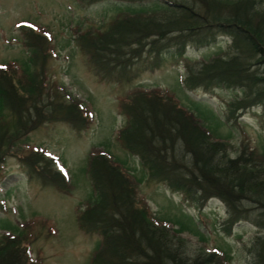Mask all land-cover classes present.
<instances>
[{
  "label": "trees",
  "instance_id": "trees-1",
  "mask_svg": "<svg viewBox=\"0 0 264 264\" xmlns=\"http://www.w3.org/2000/svg\"><path fill=\"white\" fill-rule=\"evenodd\" d=\"M114 1L126 6H117L104 30L80 32L75 39L99 81L128 83L137 75L136 62L150 61L154 69L170 56L184 62L188 90L237 92L226 105V121L235 123L254 108L264 111V0ZM22 33L28 60L0 67V182L5 159L17 157L30 177L67 191L68 179L54 170L53 159L36 151L21 157L12 150L43 123L64 122L80 130L92 122V114L83 102L65 94L67 101L49 81L45 67L51 55L49 39L34 28ZM219 37L229 41L225 51L199 61L186 58L190 44L214 45ZM118 110L125 124L115 139L139 160L149 181L195 202L199 209L209 199L223 203L222 231L227 236L244 221L264 231V152L247 150L242 144L239 155L230 158L227 142L179 106L173 94L160 90H133L120 98ZM87 165L95 197L79 212L77 222L80 229L101 237L91 264L228 262L226 250L186 256L178 238L182 231L155 221L139 195L140 180L129 176L107 153L91 152ZM24 231L0 237V264L38 262L30 258ZM251 250L252 264H264V235L255 237Z\"/></svg>",
  "mask_w": 264,
  "mask_h": 264
},
{
  "label": "rangeland",
  "instance_id": "rangeland-1",
  "mask_svg": "<svg viewBox=\"0 0 264 264\" xmlns=\"http://www.w3.org/2000/svg\"><path fill=\"white\" fill-rule=\"evenodd\" d=\"M119 5L126 6L114 0L92 4L78 0H0V67L26 63L29 49L22 30L34 28L49 39L51 55L45 60L49 81L67 101L70 95L92 114V122L80 130L64 122L43 123L24 135L12 150L21 157L36 151L53 159L54 170L68 179L67 191L42 185L39 179L30 177L28 168L17 157L5 159L0 182V237L25 230L27 251L31 260L38 261L35 264H91L101 237L80 229L77 220L79 212L95 197L88 156L103 151L129 176L140 180L139 195L155 221L169 230L182 231L178 238L186 256L194 258L219 249L228 252L225 264H252L254 239L263 236L264 231L244 221L225 235L223 203L209 199L199 209L195 202L149 181L139 160L124 151L115 137L125 124L118 110L120 98L137 89L173 94L179 106L201 118L216 137L228 143L230 158L239 155L242 144L247 150L264 152V111L254 108L235 123L226 121V105L237 92L219 88L209 92L188 90L184 86V62L170 56L154 69H150V61L136 62L133 73L137 75L128 83L99 81L75 39L80 32L104 30ZM228 44L224 37L214 45L190 44L185 56L197 61L210 59L225 51Z\"/></svg>",
  "mask_w": 264,
  "mask_h": 264
}]
</instances>
